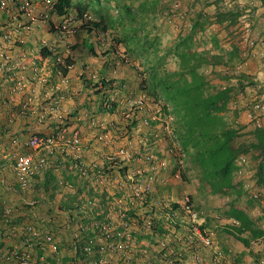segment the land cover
Instances as JSON below:
<instances>
[{
	"label": "rangeland",
	"instance_id": "obj_1",
	"mask_svg": "<svg viewBox=\"0 0 264 264\" xmlns=\"http://www.w3.org/2000/svg\"><path fill=\"white\" fill-rule=\"evenodd\" d=\"M42 1H33L38 4L36 10L40 6L42 11L46 9ZM85 5L89 7L85 11L88 18L79 11ZM47 14L45 20L36 18L42 25L41 46L58 54L61 70L69 68L67 60L78 59L80 67L70 77L72 89L66 75L57 82L63 88L55 97L58 112L51 110L52 105L46 106L50 100L44 98L41 103L45 109H32L23 118L37 125L29 124L25 139L34 134L62 138L58 150L75 157L72 168L78 187L62 178V161L56 171L62 189L54 200L46 197L53 202L52 215L60 216L57 224L49 225L50 215L37 209L33 210L37 220L27 222L26 226L36 225L51 233L55 225L56 229L67 228L69 214H58L57 205L66 199L65 194L81 188L78 201L85 206L84 216L105 205L110 208L109 216L117 222L121 212L122 217L125 210L139 201L142 217L147 216L145 224H161L164 233L155 240L156 252L145 249L149 246L146 242L142 243L145 246L134 245V228L122 224L125 230L121 236H127L133 245L124 247L125 252H131V260L122 264H264V239H250V247H246L228 233L230 227L240 223L225 216L235 205L247 209L257 226L264 229V196L260 195L263 205L255 202V207L248 209L244 207L247 198L240 200L231 189L212 194L210 188L201 186L199 169L185 157L177 139L179 126L174 111L159 97L158 87L152 86L150 72L152 60L159 64L160 77L181 71L180 53L201 55L199 73L208 84V92L229 91L227 108L220 116L225 128L237 132L233 146L259 144L255 133L264 132V0H73L68 15L61 17L49 10ZM51 20L55 25L41 23ZM101 20L106 26L96 27ZM125 35L130 42L120 43ZM184 40L186 46L179 48ZM113 104L116 109L110 112ZM16 117L22 118L17 114ZM60 129L65 131L64 138ZM76 135L80 145L72 147L68 141ZM23 152L36 158L40 154L30 149ZM104 161L117 163L112 174L106 170L102 176L96 173L100 169L94 170ZM261 161L264 162V155L260 149L238 157L234 177L238 191L254 190L253 175ZM126 166L127 178L119 172V167ZM12 178L10 183L15 184ZM156 179L169 189L162 192L165 198L159 202L155 195L161 193L153 182ZM2 197L17 213L16 196L4 193ZM176 204L184 210L190 207L197 214L198 223L191 220L186 210L182 216L180 210L174 209ZM43 205L46 207V203ZM49 208L48 205L46 210ZM8 226L0 223L4 238L9 234ZM18 229L11 234L19 237ZM64 231H60L58 239L57 264H64V258L74 253L71 237ZM201 236L209 239L211 245H205ZM243 237L250 238V234ZM161 242L166 243V249ZM117 251L123 252L119 247ZM105 258L113 264L121 263L117 256L107 254L99 260L106 261Z\"/></svg>",
	"mask_w": 264,
	"mask_h": 264
},
{
	"label": "trees",
	"instance_id": "obj_2",
	"mask_svg": "<svg viewBox=\"0 0 264 264\" xmlns=\"http://www.w3.org/2000/svg\"><path fill=\"white\" fill-rule=\"evenodd\" d=\"M54 2V11L58 16L62 17L69 14L73 0H54ZM88 8L89 7L87 5H85L83 9L82 7L79 8L80 14H87L85 11L88 10ZM126 10H129V8H126ZM220 21L223 20L220 19ZM99 23L100 24H96V27L104 28V26H106L102 20ZM124 33H127V30H124ZM126 36L127 35L122 38L120 43L130 42L129 37L127 38ZM185 42L186 41L184 40L182 43H179L178 47H185ZM42 52L45 57L53 56L57 66H60V61L56 58L58 57V54L53 51L52 53H49L44 49ZM179 57L181 60V71L171 74L166 73L165 76L162 75L160 77L159 74L161 73V70L159 64H157V61L152 60V70L150 71L153 73L152 86L154 88L158 87V90L160 91L159 97L161 99H165L174 111L176 123L179 126L177 139H179L180 146L186 153L185 157H188V160L192 163V166L196 170L199 169L201 186L210 188L212 194H222L225 193L226 190L231 189L239 195L238 198L240 200L243 197L247 198L244 206L245 208L249 207L252 209L255 207V202L263 205L261 202V196H264L263 161L258 164L256 170L254 171V190L250 191L242 189L241 191H238L235 187L234 177L237 170L235 161L242 154H247L251 150L260 149L261 155H264V132L257 131L255 133L259 144L240 146L238 148L233 146L237 132L235 130L225 128L223 118L220 116V114L227 108V104L230 99L229 91H220L217 94L208 92V84L205 78L199 73L201 65L200 61L202 59L201 55L193 56L189 51H184L180 53ZM67 61L69 66L74 64L73 61ZM160 61L161 60H158V63H160ZM67 71L68 68H65L64 73L66 74ZM103 84L106 85L105 82H103ZM56 106V103H54L53 108ZM115 107L116 105L113 104L109 111L111 112L115 110ZM67 126L66 128L68 130ZM58 127L60 128L62 126L59 125ZM59 128L56 131H59ZM60 130L62 131V129ZM58 149V147H55L51 152L46 150L40 151L38 158H44L47 165H50V167L43 169L39 174L33 177L32 182L34 185L32 184L30 190L22 192L16 183L13 184L16 190L13 194L18 200L19 209L17 208L16 213L15 208L13 207V213L9 217L8 227L10 231L7 229L9 234L6 235L7 238L10 237L12 239L9 244H7V241L3 240L2 231L0 232V252L25 251L24 242L29 235L22 232L18 234V237L17 235L11 234V232L15 231L17 228L23 230L28 226L35 227L43 234L46 232L52 234L57 243L60 237V231L65 230L64 232L71 237L74 253L64 258V264H87L90 261L91 263L96 261L99 262V259L106 254L107 256H117L118 252L116 251V248L119 245L124 244L125 248L128 249L133 246L130 245L132 244V241L134 245L140 246H145L142 243L146 242L149 246H146L145 249L147 248L149 251H154L155 240L157 237L161 238L164 231L161 229L160 223L155 225L151 223L150 227L145 224L147 216H145V219L142 217L140 209L141 203L139 201V203L137 202L138 204L134 202V207H132V209L125 210L126 214H123V218L121 217V213L123 212H121L117 222L109 216L110 208H107L105 205L93 208V211L84 216L83 213L85 206L83 202L78 201L81 196L80 194H82L81 188H75L76 192L65 194L64 196L66 199L59 202L57 205L59 211L58 214L62 215L65 212L69 214L70 221L67 228L64 227L63 229H56L57 225H55L56 227L54 226L55 229H53V233H51V231L41 229L36 225L33 226L29 224L26 226L27 222H34L37 220L36 218H33L35 215V211L33 210L37 209L41 212L45 210L48 213V216L50 215L49 225H52V223L57 224V219H59L60 216L59 218L58 216L55 218V215H52L54 210L51 209L55 208L53 206V202L47 200L46 197L51 196V199L54 200L58 191H61L62 189L60 186L59 176L56 173V171H58L57 168H61L60 164L62 161H64L61 170L62 178L68 182L70 181V183L76 186L74 182L76 181L74 180L76 176H74L75 174L72 168V163L75 161V157L72 154L67 153L65 150L61 152ZM113 162L104 161L102 166H98L94 170L100 169L96 173L98 175L101 174L102 176L106 170L110 171L112 174L113 170H115L114 167H118L117 163ZM172 168H174V163ZM126 170L127 166L124 168L119 167V172L123 175V177H126ZM153 182H155L158 192L161 193L155 195V197L158 199V202L163 201L165 196L162 192H167L169 190L167 189V184L160 182L158 179L153 180ZM31 199L34 201V205H28L26 203ZM102 201L104 202L105 200L103 199ZM43 203H46V207L49 205L50 208L46 210ZM144 204L146 205L148 202ZM174 207V209L180 210L182 216L186 213V208L185 210L181 209V207L177 204L174 205ZM0 208L3 209L1 202ZM38 212H36L37 215H39ZM225 216L227 219L235 220L240 223V226L230 227L228 233H231V235L238 238V240L246 247H250V239H264V229L257 226L253 218L250 216V213L247 212V209L245 210L244 208L232 205L226 212ZM41 219V217H38V220ZM123 223L126 225L130 224L134 228L131 232L132 241H129L127 236L121 237L123 231L125 230L122 228ZM20 229H18V231ZM246 233L250 234V238L243 237ZM19 240L20 243L18 245H12V243ZM127 241H129V244L126 245ZM33 242H35V247L31 250V252H34L35 259L40 257L43 252H49L47 247L44 249V241L42 239L33 240ZM167 253L169 254L170 252ZM58 261L59 259H54L49 256L47 257L46 264H57ZM122 261L123 257L121 258V262ZM12 264H16V262L12 261Z\"/></svg>",
	"mask_w": 264,
	"mask_h": 264
},
{
	"label": "crops",
	"instance_id": "obj_3",
	"mask_svg": "<svg viewBox=\"0 0 264 264\" xmlns=\"http://www.w3.org/2000/svg\"><path fill=\"white\" fill-rule=\"evenodd\" d=\"M19 23L22 24L23 28L16 27ZM41 23L53 25L54 21ZM0 30V50L10 57L6 72H0V145L7 154V160L0 161V170L5 174L8 183H10L11 177L14 176L12 179H15V173L11 168L12 164L7 162L12 153L11 140L16 137L25 139L27 130L31 128L29 124L37 126L34 121H25L20 117L10 122L12 120V112L19 110L20 104L24 103L28 98L31 99V106L34 110L43 108L41 102L44 103V98H46V101L50 100L49 103L45 104L46 106H53L56 100L55 97L59 96V91L63 89L57 82L63 81L61 76L63 75L64 77L66 75L64 78L71 81L72 89L73 80L70 77L75 69H79L80 63L78 59H74V64L69 66L68 69L70 70L65 74L64 70H61V67L55 64L53 56L45 57L40 43L43 32L42 25L38 22L30 23L12 4H10V10L7 13L0 12ZM8 30L13 31L14 37L11 42L5 43L3 42V36ZM44 50L52 53V48L48 47ZM1 62L2 60L0 59ZM20 64L26 66L27 71L22 70L19 67ZM34 70H36V73H34ZM22 79L23 82L20 83ZM2 195L0 202L3 205L7 200L3 199ZM12 195L14 194L12 193ZM2 238L8 242L7 244L12 240L10 237L4 238L3 236ZM12 245H18V243L15 241Z\"/></svg>",
	"mask_w": 264,
	"mask_h": 264
},
{
	"label": "built area",
	"instance_id": "obj_4",
	"mask_svg": "<svg viewBox=\"0 0 264 264\" xmlns=\"http://www.w3.org/2000/svg\"><path fill=\"white\" fill-rule=\"evenodd\" d=\"M10 4L15 6L20 14L26 18L28 21L36 22L38 19L45 20L49 17L47 14V10H53L54 9V0H43V6L45 5V10L37 9L35 8V5L30 0H0V12L7 13L10 10ZM36 18H38L36 20ZM85 18H88V15L85 14ZM17 28H20L22 24H17ZM65 28V27H64ZM1 32V30H0ZM6 34L3 36V42L8 43L13 40L14 33L12 30H8L5 32ZM0 59L2 62L0 63V72L5 73L7 64L10 63V57L5 55L2 50H0ZM19 67L27 71V67L24 65H19ZM34 73H36V70H34ZM23 82V79L20 81V83ZM41 83V82H40ZM25 87V86H24ZM22 90V86H21ZM15 101V100H13ZM32 101L31 99H27L24 101V103L20 104L21 107H19V112L12 113V120L10 122L15 121L16 114L19 116H22L24 118L29 112L32 111ZM43 109V108H40ZM52 111H57L55 108L51 109ZM65 131H61L60 134L64 138ZM62 141V138L59 136H42V135H32L28 139H20V138H13L11 140V148L12 153L10 154V159L13 163L11 165V168L13 169V172L15 173V179L16 184L19 186L20 190L22 192H26L31 189L32 186V180L33 177L41 172V169L47 166V162L44 158H36L33 154L24 153L23 150L25 149H31L35 152H40L41 150L46 151H52L53 148L58 147L60 145V142ZM68 143L72 144V147H77L80 144L79 138L74 136L72 140L68 141ZM7 158V154L3 150L2 146L0 145V161L5 160ZM7 160V159H6ZM15 186L11 183H8L5 174L0 170V197L4 193H14ZM28 205H34V201H27ZM186 211L188 214L191 215V220H193L195 223L197 222V214L192 213V210L190 207H186ZM13 213V207L9 206V204L3 203V209L0 208V222H9V217ZM151 224L147 222V226L150 227ZM199 228V227H198ZM198 234L201 235V232L199 229H197ZM26 233L29 235L25 239L24 245H25V251L23 252H0V264H12V261H15L16 264H46L47 257L51 256L54 259H58V256L60 255L59 252V245L55 241V238L52 234L46 232L42 233L40 230L36 229L35 227H26L23 230H21V233ZM122 237V236H121ZM42 239L44 241V249L46 247L48 248L49 252H43V254L38 257L37 259L34 258V252H31V250L35 247V242L33 240H40ZM202 242L210 246L211 242L209 239H205L201 236ZM162 248L166 249L167 245L165 242H161ZM121 249L123 252H118L117 248ZM116 248V251L118 252V261L121 262V258L123 257V261L125 260H131L130 254L131 252H125L124 251V244L119 245ZM105 260H101L100 264H113L109 259L105 258ZM122 263V262H121Z\"/></svg>",
	"mask_w": 264,
	"mask_h": 264
},
{
	"label": "clouds",
	"instance_id": "obj_5",
	"mask_svg": "<svg viewBox=\"0 0 264 264\" xmlns=\"http://www.w3.org/2000/svg\"><path fill=\"white\" fill-rule=\"evenodd\" d=\"M21 1H22V0H21ZM30 1L33 2V0H30ZM42 2H43V1H42ZM54 3H55V2H54ZM33 4H34V5H38V4L34 3V2H33ZM42 4H43V3H42ZM42 7H43V6H42ZM54 9H55V8H54ZM54 9H53V10H49V11H50V12H55Z\"/></svg>",
	"mask_w": 264,
	"mask_h": 264
}]
</instances>
